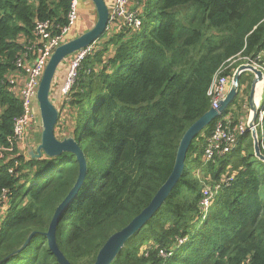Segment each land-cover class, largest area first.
<instances>
[{
  "label": "trees",
  "instance_id": "1",
  "mask_svg": "<svg viewBox=\"0 0 264 264\" xmlns=\"http://www.w3.org/2000/svg\"><path fill=\"white\" fill-rule=\"evenodd\" d=\"M134 1L141 27L107 30L62 94L87 160L85 180L56 228L72 264H93L109 237L150 203L185 131L211 108L207 92L218 71L233 60L223 71L228 77L241 63L264 68V0ZM70 8L71 0H0V192L9 190L0 206V264H59L45 232L78 178L79 162L72 152L25 155L13 139L22 104L9 78L19 57L40 44L36 23L50 21L60 32ZM238 105L239 95L224 112L232 127L240 122ZM215 122L193 140L159 210L110 264H264V162L253 155L249 132L231 152L206 161ZM258 136L264 154V122ZM219 183L204 210L205 184Z\"/></svg>",
  "mask_w": 264,
  "mask_h": 264
},
{
  "label": "water",
  "instance_id": "2",
  "mask_svg": "<svg viewBox=\"0 0 264 264\" xmlns=\"http://www.w3.org/2000/svg\"><path fill=\"white\" fill-rule=\"evenodd\" d=\"M96 8L97 19L94 25L88 30L82 32L76 37L68 39L55 48L45 67L42 79L37 90V100L40 107L42 122L41 142L35 151L31 145L27 146V156L30 158L41 157L43 154L56 157L63 152H72L76 155L79 162L78 178L69 191L67 196L57 206L48 231L45 235L52 252L57 257L59 264H72L63 252L60 250L57 242L56 228L69 204L75 199L80 187L82 186L87 174V160L82 148L73 136L58 139L55 134V126L59 118V109L51 98V88L60 65L73 54L84 49L100 39L107 31L110 6L106 0H91ZM252 72L253 78L251 91L249 94V113L246 119V125L253 139V155L264 162V154L261 151L258 129L255 121L258 117L259 109L262 103V95L259 96L258 89L263 88L264 72L252 63H241L232 76V86L224 100H222L217 109L211 107L205 114L193 122L182 136L176 152L175 163L170 175L162 186L158 189L150 203L137 215L132 221L121 230L112 234L103 247L100 249L97 258L93 264H110L124 247L125 242L139 231L159 210L171 191L177 185L184 169L188 150L193 140L221 113H224L238 95V87L241 76L245 72ZM31 233L28 239L15 250L11 255L21 252L31 241Z\"/></svg>",
  "mask_w": 264,
  "mask_h": 264
},
{
  "label": "built area",
  "instance_id": "3",
  "mask_svg": "<svg viewBox=\"0 0 264 264\" xmlns=\"http://www.w3.org/2000/svg\"><path fill=\"white\" fill-rule=\"evenodd\" d=\"M134 0H113V5L110 7L108 29L118 27L119 24H124L131 29H139L141 27V18L139 10L133 7ZM80 0H71V8L68 13V24L64 26L60 32H55L54 25L50 21H38L35 26V33L39 36L40 44L32 45L16 62V70L9 78V91L17 96L22 104V113L14 119L13 124V139L18 144H25L27 136L32 135L37 124L36 121V106L37 89L44 73L45 67L49 58L56 47L62 44L67 38L69 32L75 26L78 19V9ZM94 44V43H93ZM93 44L79 50L70 57L68 63V71L61 88L63 94L68 95L79 76V68L82 61L92 52ZM258 68H264L254 61H249ZM222 67L214 77L209 89L208 96L211 98V107L217 109L222 100L225 99L228 92V76L223 74L230 66ZM264 91V89H263ZM264 97V92H263ZM264 98L258 117L255 121V126L262 128L264 122ZM223 115V117H221ZM221 117V118H219ZM214 129L211 136L208 138L205 149L204 158L206 161H215L220 157L231 152L238 144L240 136L249 132L245 120L240 121L235 127L231 125V114L224 115L221 113L215 119ZM12 172V170H11ZM232 179L229 177L227 180ZM221 183L215 187H206L202 200L204 210H207L212 203V198L220 188ZM9 190L3 189L0 192V206L5 209L8 203ZM1 210V211H2ZM0 211V212H1Z\"/></svg>",
  "mask_w": 264,
  "mask_h": 264
},
{
  "label": "rangeland",
  "instance_id": "4",
  "mask_svg": "<svg viewBox=\"0 0 264 264\" xmlns=\"http://www.w3.org/2000/svg\"><path fill=\"white\" fill-rule=\"evenodd\" d=\"M89 1V0H88ZM89 5L87 6L88 8L84 7L82 9L83 11V14L85 12H87L89 10V7L90 9L94 8L93 4L91 3V1L88 2ZM133 3H135L136 5V1H133ZM80 4V3H79ZM94 21L93 22H96V19H97V13L95 12L94 10ZM94 24V23H93ZM93 26V25H91ZM54 52V51H53ZM69 60H70V57L67 58L63 63L65 65H68L69 63ZM236 60H233L232 63L230 64H233ZM235 72V71H234ZM60 70L57 71L56 73V76L54 78V81H53V84H52V88H51V98L52 100L54 99V86L57 85V81H58V76L60 75ZM43 76V75H42ZM242 78V81L240 79L239 81V87H238V95L240 97V102H241V105H238V107L236 106L235 109H234V113L236 115V118H237V121L240 120H245V123H246V119H247V115L249 113V104H248V100H249V94H250V91H251V83H252V78H253V73L248 71V72H245L243 74V76L241 77ZM42 79V77H41ZM41 81V80H40ZM40 84V83H39ZM228 91L230 90L231 86H232V77H229L228 78ZM263 89H264V85H263V88L261 86L260 89H258V95L261 96L262 95V101H263ZM38 90V89H37ZM228 93V92H227ZM53 94V95H52ZM238 95L236 97H238ZM64 96H66L64 94ZM55 103V102H54ZM56 107L58 109H62V114H61V118L59 119L58 118V122L55 126V134H56V137L58 139H63L65 137H68V136H73L72 135V129H73V124H74V121H73V112L70 111L69 107L66 106V107H63L64 104H62V102L59 101V103H55ZM262 105V103H261ZM63 107V108H62ZM260 110V109H259ZM261 110H264V107L261 108ZM60 112V111H59ZM221 117H223V115H221ZM219 117V118H221ZM246 118V119H245ZM36 121H37V124H36V127L34 128L35 131H33L32 135H29L27 136V139L25 144H21V148L23 149L22 151L25 153V155L27 156V146L28 145H31L32 148L36 149V147L40 144L41 142V132H42V122H41V115H40V107H39V104H37L36 106ZM74 137V136H73ZM33 138V139H32ZM36 152V151H35ZM45 155V154H43ZM42 155V156H43ZM41 156V157H42ZM41 157H37V158H41ZM30 158V157H29ZM195 173L200 177H202L201 173L203 174V172L201 170H195ZM205 188L206 187H211L209 184H205L204 186Z\"/></svg>",
  "mask_w": 264,
  "mask_h": 264
},
{
  "label": "crops",
  "instance_id": "5",
  "mask_svg": "<svg viewBox=\"0 0 264 264\" xmlns=\"http://www.w3.org/2000/svg\"><path fill=\"white\" fill-rule=\"evenodd\" d=\"M89 1H91V0H89ZM89 1L88 0H80L79 9H78L79 14H78L77 22H76L75 26L72 28V30L69 32L67 38L70 35H75V34L79 35L82 32H84V31L88 30L89 28H91L92 27L91 25H94L93 24V23H95V22H93L94 21V14H95L94 10L96 12V8H95L93 2L91 1V3L94 6L93 9L92 8L90 9V7H89V10L87 12H85L84 14H83V11H82V9L84 7L88 8L87 6L89 5V3H88ZM106 1H107L108 5L110 7L113 5V0H106ZM132 5H133L134 8H136L135 7V3H133ZM58 70H60L61 74L57 78L58 79L57 85L54 86V92L55 93H54V95L52 94L54 96L53 101L56 104L59 103V101L62 102V94L63 93L61 91V88H62V86L64 84V81H65V78H66V75H67L68 65H65L64 63H62ZM32 137H33V135H32ZM22 148H21V150H23Z\"/></svg>",
  "mask_w": 264,
  "mask_h": 264
}]
</instances>
